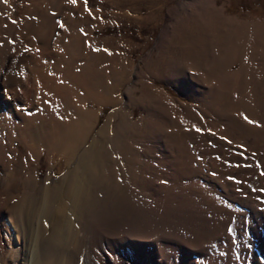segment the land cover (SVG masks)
Returning <instances> with one entry per match:
<instances>
[{
	"label": "rangeland",
	"instance_id": "374dc122",
	"mask_svg": "<svg viewBox=\"0 0 264 264\" xmlns=\"http://www.w3.org/2000/svg\"><path fill=\"white\" fill-rule=\"evenodd\" d=\"M185 1L157 0L152 10L149 0L1 1L0 138L6 157L1 234L23 190L30 192L21 175L38 166L39 180L48 171L57 179L66 168L58 152L49 155L50 140L44 139L39 158L21 143L20 132L31 144L25 129L30 109L54 108L62 119L64 98L54 94L60 95L59 87L72 73L87 74L94 76L92 82L73 86L93 114L86 126L90 139L110 113L117 114L107 145L112 153L104 156L109 165L97 169L94 203L87 204L81 221L79 256L94 243L95 264H264V0H216L218 7L224 5V16L244 24L238 37L236 28H221L223 51L213 42L216 48L208 53V42H195L189 25L188 36L173 38L157 58L152 51L170 13ZM257 36L260 52L253 49ZM185 63L193 65L189 81L184 80ZM46 69L58 92L45 93L40 81L36 94L32 79H41ZM115 71L121 74L119 83L111 78ZM109 92V103L93 105L95 94ZM83 139L84 149L90 139ZM9 169L18 172L15 180L8 179ZM9 181L15 185L6 191ZM3 243L0 264H17L22 254L15 258L14 249ZM70 244L59 240L47 248L54 260L48 264H58Z\"/></svg>",
	"mask_w": 264,
	"mask_h": 264
},
{
	"label": "bare ground",
	"instance_id": "6f19581e",
	"mask_svg": "<svg viewBox=\"0 0 264 264\" xmlns=\"http://www.w3.org/2000/svg\"><path fill=\"white\" fill-rule=\"evenodd\" d=\"M1 1L2 0H0V8L2 7ZM10 1L12 3V0ZM155 1L157 0H149L150 2L149 3L150 6L148 7L149 9L152 10L154 8V5L156 3ZM199 1L200 3H202V5L198 4ZM170 14L168 18V23L166 24V26H164V29L160 35V38L158 39V42L155 46L156 48L152 51V54H155L157 58H161L163 55H165L166 51L168 50L170 46L171 40L173 38H176L182 35L184 37L185 36L187 37L188 36L187 31H189L190 28H192L193 30V34L191 38L195 37V42L196 41L200 43L204 41L208 42L207 50L209 51L208 53L211 54L214 47L216 48V46L214 47L211 46L213 42L214 44L216 43L217 47L219 48V51L224 48L223 45L221 46V43L223 41L222 38H224L222 37L224 32L222 31L221 28L224 29L225 27V30H227L228 27H232L234 29L236 28L235 33L238 37V35L240 36L239 29H241V27L244 26L243 23H239L238 21H236V19L224 16L226 15L224 13V8L218 7L214 0H186L185 2L176 4V8L172 9V12ZM143 20L145 21V19ZM181 20L187 21L188 23L186 25L182 24ZM1 22L3 21H2V17L0 16V25H2ZM189 25H190V28H189ZM180 32H181V35L179 34ZM0 33H2V31ZM0 40H1V37H0ZM227 41L228 40H226V42ZM254 43L255 45L254 44L253 45L255 46V48L253 47V49H255V51L258 50V52H260L259 50L263 48V46L261 45L264 42L262 43L258 42L257 39L255 38ZM223 44H225V42ZM227 45L229 46V44ZM76 48L78 49V47ZM240 48L237 47L236 50L241 51L242 48L241 49ZM187 49L188 48L186 47V48H183L182 50L184 52V51H187ZM1 51L2 50L0 48V54H1ZM148 59H151V58H148ZM49 64H52V63H49ZM85 65L87 66L88 64H85ZM0 66H1V62H0ZM92 66H93V63H92ZM183 67H184L183 74H185L184 80L186 81L191 80V77L188 71L192 69L193 65L185 63ZM167 71L170 73V75H173L172 73H174L173 67L171 65H169V67L167 68ZM47 73H49L48 69H46L45 73H42L44 75L41 77V79L40 77H37V76L33 77L32 82L35 83V85H33V90L35 91L36 94H38L39 91H41L40 87L42 83L40 84V81H43L45 83V85L42 88L43 90H45L44 91L45 93L47 92L46 90L51 92L50 89L53 92L54 91L58 92L57 87H55L56 86L55 83H53L55 80L53 82L50 81L49 76H47L48 75ZM86 73H87V69H86ZM90 74H93V73H90ZM114 74L115 75L114 76L112 75L111 77L112 80L116 81V83H119L121 81L120 79L121 77H119L121 74L118 71H115ZM85 75H82V74L78 75V74L72 73L71 76L68 79H66L72 85L67 84L68 83L67 82L66 86L64 87L58 86L60 89L62 88V90H60L61 91L60 95L59 93L51 94V96L54 94L57 99L59 97L64 98L63 103L65 104V111L66 110L67 111L62 112V116H63L62 119L60 118V116H58V114L57 115L55 114L56 109H54L53 107L52 108L54 110L53 112L54 115L52 114L53 110L49 112H44L39 109V106L35 107L34 105L32 106V108L30 107L31 116H29L30 117L29 120L27 118L28 122H26L27 124L25 126V129L30 134V136L28 137L32 138V140L30 139L31 144L29 143L30 145H27L25 142H23L24 140L23 134H21V132L19 133L20 134L19 139L21 143H23V145L28 149V151H30L32 155H34V157L36 158H39L42 148L46 147L44 139L50 140V143H51L50 145H53L52 147L53 150L50 151L49 155L52 156L53 152H56V153L58 152L61 158H64V161H66V164H65L66 168H65L64 173L59 175L57 179L53 178L51 171H48L49 173L47 174V176H45L46 178L43 180H39L37 177L38 168H39L38 166L35 167L34 171L31 174L27 173L28 176L25 177L24 175H21L22 177L20 178V180L23 182V185L24 186L26 185L28 187L31 186L30 188H28L30 189V192L29 193L26 192L27 191L26 189H25L26 190L25 192L23 190V192L21 193L23 197L22 201H19V203H17L15 207H13L14 208V210H12L13 212L10 211L11 214L9 213L11 217L5 220V222H8L6 226L4 227L5 232L3 234H1L0 232V250H1L2 242L4 241L5 243V241H7L8 245L11 246L10 249L12 250L14 249L13 252L16 255L15 258L17 256L19 257V255L22 254V256H20V260L15 259V262L17 264H48L50 263V261L53 260L52 258L53 256L51 255L52 253L47 251V248L49 249L50 247H53V245H55L56 242H59V240L60 242H63L65 245L70 242L71 243L70 245H72V248H70L71 249L70 251L68 250L64 251L63 255H61V257L57 261L58 264H95L94 261L96 260L93 261L94 255L92 252V249L95 246L94 243L88 244L87 242L86 244H88L90 251H88V253H86L84 257L79 256V253H80L79 247L82 244L81 243L82 242L81 233L79 232L82 229V225H81L82 218L84 219V217L86 216L85 214H87L85 210L88 207L87 204L93 202L92 201V197H93L92 191H95L96 184H97L95 183L96 173L98 172L97 169L99 170V168L106 165L105 163L107 162H105L106 161L105 157H108V154H110L109 152H111V147L109 146H111V141H110L111 132L112 130H114V128L113 129L111 128L113 127L111 122L113 120L112 118H114L115 114H117V111H113L112 113L109 114L104 126L90 139L91 133L88 131L89 133L87 134L86 126L88 122L91 119H93V114L91 113L90 109L88 110V107L87 109L85 108L84 106L85 103L84 104L83 102L80 103V100H84L86 97H83L84 95L83 96L81 95L82 97L79 96L77 94L78 91L75 90L74 88L75 86H73L76 84L82 85L85 82V80L88 83L92 82L91 77L93 75L90 77L88 76L86 77ZM54 76L56 75L54 74ZM62 79L60 80L63 81ZM166 79L170 80V78H167V77ZM64 82L65 80L63 81V83ZM59 83L62 84V82H59ZM88 83L87 85H89ZM76 88L78 89V87ZM90 88L92 89L94 87H90ZM90 88H87V89H89L90 92H92L93 89L91 90ZM95 90L96 89L94 88L93 91ZM45 93L44 95H47ZM85 93L86 91H84V94ZM99 95L95 94L93 96V98L95 97L94 98L95 100L92 101V103L94 102L93 105L95 104L100 105V106L102 104L105 105L109 103L108 101L111 100L110 92L105 95L104 94L100 96ZM42 98L44 97L42 96ZM52 98H54V96H52ZM59 101L62 102V100H59ZM44 102H46V100ZM43 105L44 104H42L41 106ZM52 105L54 106V104ZM48 108L46 107V109ZM8 109H9L8 111L11 112L12 115L16 114V112L13 110L12 107H8ZM64 115H66V120H65ZM17 126L16 128H18ZM89 127H91V125H89ZM91 129L92 128H90L89 130ZM14 130L19 131V128L14 129ZM42 131H45V133L43 134ZM87 137L88 139H90V143L88 147L85 146L86 148L83 149L82 139L83 138L85 139ZM1 140L2 139L0 138V182L2 180L1 175L5 171V169L4 171L2 169L4 168L3 164H5L4 158H6L3 155L4 148L2 147ZM108 144H109L108 147L110 148V151H109V148H107ZM107 161H108V158H107ZM8 171H9L8 179L10 181H12V179L15 180L16 178L15 175H19L17 174L18 172L14 170L9 169ZM18 178L19 176H17V179ZM4 179L7 180V177ZM10 181L9 183H6L7 185L9 184L8 188L5 185L7 188L6 191H9V188L13 189L12 185H15V183H11ZM6 193L8 194L9 192H6ZM27 193L31 197H29L30 201L26 202V205H25L24 201L26 200V197L29 196ZM2 208L3 207H1L0 210H2ZM2 220L4 219L2 218ZM2 220L0 218V227L3 225L1 223ZM84 227L85 226H83V228ZM90 234H92V231H89V235ZM3 235L6 236V239L4 238ZM89 238L87 239V241L89 240ZM18 243H21V247L15 246ZM53 263H54V260H53Z\"/></svg>",
	"mask_w": 264,
	"mask_h": 264
},
{
	"label": "snow or ice",
	"instance_id": "6c2138e0",
	"mask_svg": "<svg viewBox=\"0 0 264 264\" xmlns=\"http://www.w3.org/2000/svg\"><path fill=\"white\" fill-rule=\"evenodd\" d=\"M4 2L6 3L7 2V0H4ZM73 2H75V0H73ZM13 23H15V21H13ZM245 119L246 120H248V118L247 117H245ZM248 123H254L253 121H251V120H248ZM197 131H200L199 129H196ZM261 175H264V173H261Z\"/></svg>",
	"mask_w": 264,
	"mask_h": 264
},
{
	"label": "crops",
	"instance_id": "0c3cea01",
	"mask_svg": "<svg viewBox=\"0 0 264 264\" xmlns=\"http://www.w3.org/2000/svg\"><path fill=\"white\" fill-rule=\"evenodd\" d=\"M214 1L216 2V0H214ZM216 5L218 6L217 3H216ZM219 7H220V6H219ZM220 8H224V5L221 6ZM224 11H225V8H224ZM235 19H236V18H235ZM236 21H238V20L236 19ZM259 38H260V36H257V41H258V42H260V41H259V40H260ZM258 39H259V40H258ZM262 40L264 41V39H262ZM262 40H261V42H263Z\"/></svg>",
	"mask_w": 264,
	"mask_h": 264
}]
</instances>
